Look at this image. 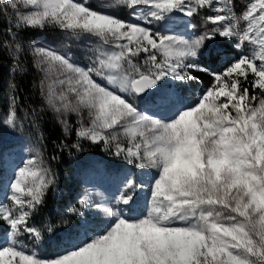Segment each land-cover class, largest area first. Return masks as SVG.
Masks as SVG:
<instances>
[{
  "label": "snow or ice",
  "instance_id": "1",
  "mask_svg": "<svg viewBox=\"0 0 264 264\" xmlns=\"http://www.w3.org/2000/svg\"><path fill=\"white\" fill-rule=\"evenodd\" d=\"M20 3L30 10L21 12L16 0H9L17 27L53 26L99 42L83 67L52 49H35L47 103L80 117L86 111L90 126L81 125L77 136L103 142L129 163L154 172L143 213L125 216L98 204L110 218L102 228L89 235L85 224L83 239L41 258L21 238L42 239L30 220L54 179L42 161L28 159L14 173L11 203L0 202V221L8 226L0 264H264V0H248L239 14L234 0H116L133 15L147 8L148 24L175 12L193 17L201 9L213 10L205 20L215 27L191 39L153 32L85 0ZM217 34L235 37L241 55L212 74L194 105L158 88L169 76L185 81L195 79L194 71L207 72L196 60L201 49L212 56L205 42ZM141 53L144 64L135 62ZM153 89L157 94L150 103L167 111V118L141 111L129 98ZM16 121L13 107L5 123L11 127ZM136 188L134 179H127L114 203H132Z\"/></svg>",
  "mask_w": 264,
  "mask_h": 264
},
{
  "label": "rangeland",
  "instance_id": "2",
  "mask_svg": "<svg viewBox=\"0 0 264 264\" xmlns=\"http://www.w3.org/2000/svg\"><path fill=\"white\" fill-rule=\"evenodd\" d=\"M9 3V0H6ZM18 10L21 12L29 11L16 0ZM91 7H100L102 10L110 12L112 15L121 20L131 23H141L150 27L153 32H160L164 34H172L191 39L205 31L211 30L214 25L206 23L207 16L215 15L211 9H201L197 15L187 17L182 13L175 12L167 19L162 21L153 20L151 24L144 19V13L147 8L141 6L136 10V14H132V10L127 7H117L116 0H85ZM242 0H234V10L237 14L241 13L245 4ZM9 22L15 27L14 11L9 15ZM23 33L16 41L10 40L7 48V55L10 62L19 59L21 50L23 54L29 57L33 70L37 75V91L40 99L41 109L48 112L49 115L56 121V123L65 131L69 126L68 115L76 113H62L56 112L46 100L44 92H42V81L45 78V73L42 71V65L37 59L35 49L44 48L52 49L58 53L66 55L75 64L83 67L90 63L91 58L95 54V49L99 47V42L93 36L81 34L74 36L71 33L61 30L58 27L47 26L41 28H31L20 26ZM46 29V30H45ZM45 30V31H42ZM236 38H228L219 36L218 34L213 38V42H205V48L210 46V49L217 50L225 48L232 49L233 54L228 56V60L223 56L216 61L217 66H213L210 62H205L202 54L198 56L196 62L207 68L204 72V79H211L207 84L200 80L188 79L185 81H178L171 76L162 80L158 88L174 94V96L182 99L186 105H194L201 93H203L212 83L214 73L223 72L226 67L235 61L241 55V49L236 46ZM249 45L243 51H248ZM201 49V52H204ZM216 52V51H215ZM159 58V57H158ZM146 56L141 53L136 58L135 62L144 64ZM251 75L249 80H251ZM103 83V81H100ZM250 86V85H249ZM46 91V88H45ZM257 92H259L257 90ZM154 94L145 100H140L136 96L129 97L132 102L140 109L156 118H167L169 113L163 109H157L151 105V100L156 95ZM6 107L0 113V202L10 204L7 199L11 195L10 184L14 178V173L19 167H22L30 158H37L42 161L45 168L49 169L48 161L44 155L43 139L40 131L36 125V115L27 114L24 110L19 109L13 97V89L10 82H7L5 92ZM17 110V121L15 126H8L5 123L6 116L11 112L12 108ZM77 115V114H76ZM78 130L83 127L90 126V119L85 111L82 117L79 116ZM90 142L92 140L88 139ZM127 143V141H122ZM71 154L69 156L70 165L69 184L72 195L70 203L63 206L62 212L57 214V219L54 223L55 231L53 233V240L50 239L48 226L44 223L37 224L32 219L30 223L39 228L42 232V239L39 242L33 243L27 237H22L27 244L28 249L34 250L41 258H52L61 253L69 244L77 243L85 236L86 228L83 226L87 224V231L91 235L92 229H99L110 219L106 217L97 205L115 207L123 212L125 216H135L143 213L146 210V204L150 195V183L154 170L149 168H138L135 163H129L128 160H116L113 157L105 160L101 153H84L77 142L72 141L69 145ZM115 151V149L113 148ZM127 179H134L136 188V195L134 201L129 205H116L114 198L119 195L123 185ZM8 226L0 221V243H3L5 238V230ZM45 241V242H44Z\"/></svg>",
  "mask_w": 264,
  "mask_h": 264
},
{
  "label": "trees",
  "instance_id": "3",
  "mask_svg": "<svg viewBox=\"0 0 264 264\" xmlns=\"http://www.w3.org/2000/svg\"><path fill=\"white\" fill-rule=\"evenodd\" d=\"M245 3L247 0H242ZM14 10L10 7L6 0H0V113L5 110L6 97L5 92L7 82L9 81L13 89V97L16 106L24 110L27 114L32 116L36 115V125L40 131L43 139L44 155L48 161L49 169L54 179V183L47 191L44 203L38 206L33 217L31 218L37 224L42 223L51 227L53 230L47 232L50 239L46 242L53 240V233L55 231L54 223L57 219V214L62 212L63 206L70 203L71 189L69 184L68 167L70 165L69 156L71 154L70 143L77 142L84 153H101L105 160L114 158L116 160L126 161L127 159L123 154L116 155L113 148L106 147L103 142L95 143L90 142L88 139L77 136L79 116L76 114L69 116V127L64 131L48 112L41 109L40 99L37 91V75L33 70L32 64L28 56L23 54L19 55V59L10 62L7 55V48L10 40L16 41L23 33L19 27H15L9 22V15ZM46 30V29H45ZM42 30V31H45ZM233 54L232 49L225 48L212 52V56L207 54L202 59L217 66L216 61L225 56ZM209 63V64H210ZM192 75L195 80H200L207 84L211 79H204V72L194 71ZM249 86V85H246ZM250 93L252 89L249 86ZM260 96V93L255 91L253 93ZM44 241V242H45Z\"/></svg>",
  "mask_w": 264,
  "mask_h": 264
},
{
  "label": "water",
  "instance_id": "4",
  "mask_svg": "<svg viewBox=\"0 0 264 264\" xmlns=\"http://www.w3.org/2000/svg\"><path fill=\"white\" fill-rule=\"evenodd\" d=\"M209 43H212L213 42V39L207 41ZM152 90H149V92L145 93V94H142L141 96L137 97L138 99H145V98H148L151 94Z\"/></svg>",
  "mask_w": 264,
  "mask_h": 264
},
{
  "label": "bare ground",
  "instance_id": "5",
  "mask_svg": "<svg viewBox=\"0 0 264 264\" xmlns=\"http://www.w3.org/2000/svg\"><path fill=\"white\" fill-rule=\"evenodd\" d=\"M154 92H155V89L152 90L150 96L148 98H146V99H149L154 94ZM142 100H145V99H142Z\"/></svg>",
  "mask_w": 264,
  "mask_h": 264
}]
</instances>
